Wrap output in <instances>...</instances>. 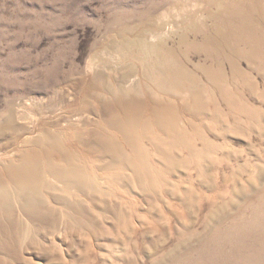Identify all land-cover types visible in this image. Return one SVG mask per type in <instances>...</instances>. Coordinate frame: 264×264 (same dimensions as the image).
<instances>
[{
	"label": "rangeland",
	"instance_id": "374dc122",
	"mask_svg": "<svg viewBox=\"0 0 264 264\" xmlns=\"http://www.w3.org/2000/svg\"><path fill=\"white\" fill-rule=\"evenodd\" d=\"M263 33L264 0H0V264H264Z\"/></svg>",
	"mask_w": 264,
	"mask_h": 264
},
{
	"label": "bare ground",
	"instance_id": "6f19581e",
	"mask_svg": "<svg viewBox=\"0 0 264 264\" xmlns=\"http://www.w3.org/2000/svg\"><path fill=\"white\" fill-rule=\"evenodd\" d=\"M214 3H216V2H223V0H212ZM209 2V1H208ZM211 2V1H210ZM233 10V9H232ZM231 9H226V12H227V14H226V17H227V19L225 20L226 21V23L228 22V23H234L235 21H236V19H235V17H234V11H232ZM262 12V11H261ZM220 15L221 14H218V15H216L215 16V19L217 20L219 17H220ZM263 17V16H262ZM222 19V18H221ZM220 21V20H219ZM225 23V22H224ZM225 23V24H226ZM245 23V22H244ZM243 23V24H244ZM245 24H247V23H245ZM238 25V24H237ZM246 26V25H245ZM235 28V27H234ZM256 28V27H255ZM232 29V28H231ZM237 30V29H236ZM250 30V29H249ZM240 31V30H239ZM242 31V30H241ZM215 32H217V33H219V30H218V28H216V30H215ZM257 32V31H256ZM247 33V32H246ZM249 33V32H248ZM258 34V33H257ZM264 34V33H263ZM260 35V34H259ZM236 36V35H235ZM243 36H245V35H243ZM246 36H247V34H246ZM254 36V35H253ZM252 36V37H253ZM263 37V36H262ZM220 38V37H219ZM244 38V37H243ZM255 38H257V37H255ZM259 38V37H258ZM251 39V38H250ZM224 40V39H223ZM256 40V39H255ZM251 41V40H250ZM259 41V40H258ZM252 42V41H251ZM251 49V48H250ZM254 50V49H253ZM252 50V51H253ZM256 51V50H255ZM252 57V56H251ZM30 161V160H29ZM26 163V162H25ZM28 163V162H27ZM30 163V162H29ZM24 165V164H23ZM22 165V166H23ZM28 165H30V164H28ZM27 165V166H28ZM36 165V164H35ZM38 165V164H37ZM36 165V166H37ZM22 166L20 167L21 169H22ZM35 166V167H36ZM24 167V166H23ZM31 168L33 167V165L32 166H30ZM34 167V168H35ZM33 169V168H32ZM18 170V169H17ZM24 170H27V168L26 169H24ZM37 170V169H36ZM28 171V170H27ZM34 171V170H33ZM53 171V170H52ZM33 175H35V174H33ZM27 176V175H26ZM28 176H30L31 178H32V176L31 175H28ZM36 176V175H35ZM17 178V177H16ZM30 180V179H29ZM23 187H24V190H29V189H32V188H34V186L32 185V184H30V186L28 187L26 184H24L23 183V185H22ZM23 190V191H24ZM0 198H1V200H2V203L4 204V205H6L7 203H9V198H8V196H7V194H6V191H5V189L1 186L0 187ZM24 198V197H23ZM25 202H24V205H23V209L25 210V212H27V214L26 215H31V216H33V217H35V220H34V222L35 221H37V222H40V223H42V224H45L46 222H45V219H43L42 217H39V216H36V215H34L33 213H32V210H36V209H38L40 206V204H41V200L39 199V198H37L35 195H29V196H27L25 199ZM75 208V207H74ZM58 216H60V215H58ZM32 217V218H33ZM45 217V216H44ZM62 217H64V216H62ZM47 218H49V217H47ZM57 219V218H56ZM32 220V219H31ZM64 220V219H63ZM28 221V220H27ZM57 221H58V219H57ZM31 222V221H30ZM62 222V221H61ZM12 223V222H11ZM33 223V222H32ZM70 223V222H69ZM31 224V223H30ZM39 224V223H38ZM46 225V224H45ZM48 225V224H47ZM61 226H62V223H61ZM55 228V227H54Z\"/></svg>",
	"mask_w": 264,
	"mask_h": 264
}]
</instances>
